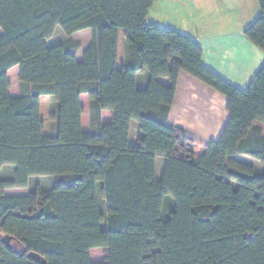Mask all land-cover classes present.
<instances>
[{
    "label": "trees",
    "instance_id": "obj_1",
    "mask_svg": "<svg viewBox=\"0 0 264 264\" xmlns=\"http://www.w3.org/2000/svg\"><path fill=\"white\" fill-rule=\"evenodd\" d=\"M154 1L0 0V168L9 171L0 177V237H12V248L0 242V264H264V135L256 125L264 124V62L238 89L203 66L192 38L147 21ZM257 2L243 35L264 52ZM57 26L67 38L48 46ZM84 29L91 40L78 61L81 42L71 35ZM14 66L20 92L10 96ZM180 72L225 96L218 139L198 145L168 121ZM104 110L113 111L108 122ZM157 157L165 159L159 176ZM37 177L51 178L49 186ZM14 187L29 191L4 194ZM95 248L108 250L104 262L91 261Z\"/></svg>",
    "mask_w": 264,
    "mask_h": 264
},
{
    "label": "crops",
    "instance_id": "obj_2",
    "mask_svg": "<svg viewBox=\"0 0 264 264\" xmlns=\"http://www.w3.org/2000/svg\"><path fill=\"white\" fill-rule=\"evenodd\" d=\"M184 1L185 3L190 2L188 3L190 7L189 15H182L183 9L179 13L177 23L174 21L169 23L167 20L156 21L150 17L149 12L146 17V19L149 18L147 21L159 26L174 28L192 38L202 50L201 62L205 68L238 89H244L264 62V52L243 35V29L251 24L259 13V7L256 12L254 10L255 2L258 5L257 0L254 3L253 0H213L220 6L218 15L210 13L212 0ZM200 9V15L196 14ZM206 10L207 14H204ZM205 15L207 19L205 24L209 25L207 22L215 24L219 22L223 25H220L216 31L196 32L195 30L200 28V24H203L200 19H203ZM229 17L235 20L238 19L239 23H231L227 26L225 20ZM84 31L87 32L88 29H84ZM88 32H90V39L85 44L81 43V47L76 54L78 61H81L82 53L91 40L92 31ZM78 34L79 31L73 33L71 37L80 41V39H77ZM18 74V66H14L7 71L8 94L10 96H17L20 92ZM147 80L148 75L146 72L137 74L138 87H144ZM156 80L163 85L169 84V81L164 77H157ZM80 103L83 108L81 115L82 129L89 132L90 102L87 94L80 95ZM112 115L113 111L111 110L102 111V122L110 121ZM227 119L226 98L223 94L185 72L179 73L174 98L168 114L170 123L180 126L185 135L198 145H204L211 140L218 139ZM256 125L261 128L264 135V124L257 122ZM135 134L136 122L132 121L129 132L130 143H134ZM235 158L256 167L255 159L244 155H236ZM164 163V158L157 157L156 170L158 176L163 170ZM8 172L7 169L0 168V177L6 176ZM40 178L43 177L33 178L32 181L37 182L36 180ZM28 191L29 187H14L4 189V194L7 196H20L26 195Z\"/></svg>",
    "mask_w": 264,
    "mask_h": 264
},
{
    "label": "rangeland",
    "instance_id": "obj_3",
    "mask_svg": "<svg viewBox=\"0 0 264 264\" xmlns=\"http://www.w3.org/2000/svg\"><path fill=\"white\" fill-rule=\"evenodd\" d=\"M183 1L184 0H156L153 4L152 8H150V11H149L150 14L149 15L151 18H154L156 21L167 20L169 23H171L173 21L177 23L179 13L183 9H184V11L182 12V15H184V16L186 14L189 15L188 11H189L190 7H189L188 3H190V2L187 1V3H185V1H184V3H183ZM254 1L255 0H253V3H254ZM257 8H258V5L255 2V6H254L255 12H256ZM210 9H211L210 13H212V15H218L219 10H220V6L215 1H213L211 6H210ZM197 12H196V14L200 15L201 9H200V11H197ZM204 14H207V10L204 12ZM147 19H149V18H147ZM200 20L203 21V24H200V28L196 29L195 30L196 32L204 33V32H207V30H208V32L209 31H211V32L216 31L220 25H223V23L220 24L219 22L216 24L212 23V22H207L209 25L205 24V22L207 20L206 15L204 16L203 19L201 18ZM225 22H226L225 24L227 26H228V24H231V23H235V24L239 23L238 19L235 20V19H231L230 17L227 18L225 20ZM190 29H192V27H190ZM88 31H90V30L88 29ZM88 31L85 32L84 30H81V31H79V34L77 36V39H80L81 43H83V44H85L90 39V32H88ZM66 38H67L66 34L62 31V29L59 26H57L55 28L52 36L47 40V45L51 46V45L60 43V42L64 41ZM134 139H135V136H134ZM254 161L256 163V167L261 170L262 166L260 165V163L256 160H254ZM50 179L51 178H40L36 181H37V183H39L41 185L42 188H47L49 186ZM33 182H32V184H33ZM167 197L164 198L163 202L167 199ZM163 207H164V209H162L160 212V218L166 219L168 216L167 213L169 211V208H171L170 203L169 202H168V204L166 203ZM107 254H108V250L106 248H95V249L90 250V258H91V261L93 263L104 262Z\"/></svg>",
    "mask_w": 264,
    "mask_h": 264
},
{
    "label": "water",
    "instance_id": "obj_4",
    "mask_svg": "<svg viewBox=\"0 0 264 264\" xmlns=\"http://www.w3.org/2000/svg\"><path fill=\"white\" fill-rule=\"evenodd\" d=\"M0 242L3 243L4 245H6L9 248H12V237L10 235H7V234L1 235ZM27 257L28 258H32V259H36V260L39 259V256L36 255L33 252L28 253Z\"/></svg>",
    "mask_w": 264,
    "mask_h": 264
}]
</instances>
